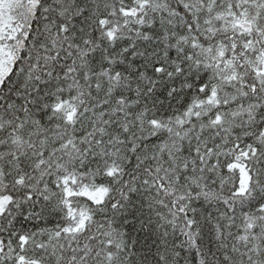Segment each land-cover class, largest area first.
I'll use <instances>...</instances> for the list:
<instances>
[{
	"label": "snow or ice",
	"instance_id": "6c2138e0",
	"mask_svg": "<svg viewBox=\"0 0 264 264\" xmlns=\"http://www.w3.org/2000/svg\"><path fill=\"white\" fill-rule=\"evenodd\" d=\"M0 264H264V0H0Z\"/></svg>",
	"mask_w": 264,
	"mask_h": 264
}]
</instances>
